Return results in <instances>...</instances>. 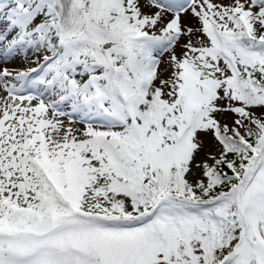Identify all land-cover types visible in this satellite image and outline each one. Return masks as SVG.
<instances>
[{
	"label": "rangeland",
	"instance_id": "1",
	"mask_svg": "<svg viewBox=\"0 0 264 264\" xmlns=\"http://www.w3.org/2000/svg\"><path fill=\"white\" fill-rule=\"evenodd\" d=\"M49 1L0 3V264H19L37 244L58 255L33 264H201L204 255L219 251L213 264H249L244 254L254 249L255 263L264 264V137L232 186L240 190V214L222 219L218 214L209 224L200 214H185L175 199L152 203L165 193L179 198L175 188L183 192L185 178L203 177V166L221 155L223 135L243 141V116L264 122V104L244 108L241 99L253 71H264V40L254 54L234 43L244 41L239 17L248 24L251 18L264 20V0H185L188 6L184 0H124L127 16L139 21L137 37L149 39L155 50L151 56L110 53L101 62L73 44V35L63 38ZM87 3L79 5L84 14ZM165 39L173 44L160 51ZM107 57L138 79L133 109L107 92L104 99L95 96L110 74ZM46 65L33 83L35 94L14 91L21 79ZM132 120L154 127L145 125L135 137ZM119 130L133 140L126 147L136 153L109 150L107 138ZM178 136L181 145L175 143ZM149 166L153 174L145 175ZM145 198L149 205L143 212L130 211ZM74 205L88 215L81 223L69 215ZM140 216H148L140 228L115 224ZM239 220V240L223 249L222 221L234 226ZM70 221L76 227L60 233ZM102 223L107 224L102 228Z\"/></svg>",
	"mask_w": 264,
	"mask_h": 264
},
{
	"label": "trees",
	"instance_id": "2",
	"mask_svg": "<svg viewBox=\"0 0 264 264\" xmlns=\"http://www.w3.org/2000/svg\"><path fill=\"white\" fill-rule=\"evenodd\" d=\"M99 1L103 0H88L85 14L82 7L79 6L82 2L84 3V0H50L49 2H51L60 18V26L64 33L73 35L71 36L73 40L82 39L84 43L83 49L92 52L93 56H96L94 58L96 61L105 59L110 53L126 52L125 49L128 46H133L138 52L141 44L134 37L137 22H135L133 17L129 18L126 15V8L122 0H108L103 5ZM249 22L242 34L249 36L253 40H264V20L251 18ZM108 58L107 62L111 74L108 75L107 82L100 85V90L102 92L107 90L115 92L117 84L121 90H129L130 94L136 95L137 82L125 73L124 68L116 63V59L113 60V57H111L112 59ZM250 86V89L244 94L245 105H250L253 102L264 104L263 70L259 72L257 70L253 71V81ZM150 94H153L152 90ZM146 104L148 109L152 107L150 101H147ZM144 111L140 110L142 114ZM242 121L241 128L245 133V139L240 141L232 139L231 135L225 134L221 155L203 166V177L185 178L181 182L183 192H179L175 188L177 195L199 201H211L218 194H222V197L228 194V196H224L225 198L220 196L216 199L225 200L219 205L218 212L223 213L224 217L231 213H236V211L240 214L242 207L240 190L238 188L233 190L232 186L239 182L244 175L249 160L255 155L254 151L259 147L260 141L264 137V122L260 123L248 115L243 116ZM146 168L148 169V167H145V175L147 173L152 175L151 167L149 166L147 171ZM137 178L139 181H143V177L137 176ZM144 184L147 183L144 182ZM149 194L150 190L147 195ZM148 205V198L139 199V203H134L132 208L130 207V211L133 210L140 213ZM205 205L209 204L205 202ZM205 205L203 208L206 207ZM210 223H214V221ZM240 223L239 220L238 225H236L235 221L234 226H232L231 223L222 221L221 227H219L221 245L227 240L223 249H226L232 240H239L238 230ZM246 242L249 245V241ZM219 254H222V252H210L204 255L201 264H213L218 260ZM247 254L248 256L244 257L248 260L246 262L256 264L254 251L247 250L244 255Z\"/></svg>",
	"mask_w": 264,
	"mask_h": 264
},
{
	"label": "bare ground",
	"instance_id": "3",
	"mask_svg": "<svg viewBox=\"0 0 264 264\" xmlns=\"http://www.w3.org/2000/svg\"><path fill=\"white\" fill-rule=\"evenodd\" d=\"M187 1V0H186ZM189 4H191V3H189ZM195 5V4H194ZM42 6V5H41ZM185 6V5H184ZM183 6V7H184ZM188 6V5H187ZM193 6V5H192ZM37 8V7H36ZM178 8H180V7H178ZM183 9V8H182ZM37 11V10H36ZM47 11V10H46ZM45 11H43V10H40V13H44ZM180 12H182V11H180ZM183 12H185V11H183ZM26 13V12H25ZM31 13V12H30ZM46 13V12H45ZM187 13V12H186ZM185 13V14H186ZM175 14V13H174ZM178 14H180V13H178ZM183 14V13H182ZM31 15V14H30ZM48 15V14H47ZM182 16V15H181ZM184 16V15H183ZM27 17V16H26ZM180 17V16H179ZM179 17H178V19H179ZM20 20V19H19ZM35 20V19H34ZM33 20V21H34ZM18 21V20H17ZM30 23H32V21L30 22ZM33 24V23H32ZM6 25V24H5ZM34 25V24H33ZM31 28H32V26H31ZM14 30V29H13ZM20 30V29H19ZM33 30V29H32ZM10 32V31H9ZM3 34V33H2ZM8 34H10V33H8ZM19 34V33H18ZM36 34V33H35ZM15 35V34H14ZM35 37V36H34ZM12 39V38H11ZM34 40V39H33ZM15 41V40H14ZM24 41V40H23ZM34 42V41H33ZM32 42V43H33ZM0 47H1V45H0ZM21 47V46H20ZM3 51V50H2ZM23 53V52H22ZM25 54V53H24ZM21 55H23V54H21ZM15 57V56H14ZM25 57V56H24ZM2 58V57H1ZM17 59V58H16ZM14 61V60H13ZM18 62V61H17ZM13 64V63H12ZM2 66V65H1ZM12 66V65H11ZM3 68H5V67H3ZM9 69V68H8ZM18 69H20L19 67H18ZM57 76V75H56ZM51 79V78H50ZM49 83H51V82H49ZM51 86H53V85H51ZM58 86V85H57ZM47 87V86H46ZM49 91V90H48ZM34 94H35V92H34Z\"/></svg>",
	"mask_w": 264,
	"mask_h": 264
}]
</instances>
